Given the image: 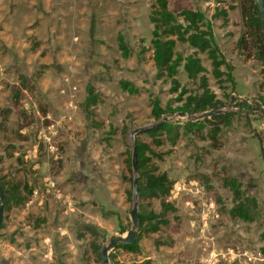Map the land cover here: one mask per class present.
I'll return each instance as SVG.
<instances>
[{"label": "rangeland", "instance_id": "374dc122", "mask_svg": "<svg viewBox=\"0 0 264 264\" xmlns=\"http://www.w3.org/2000/svg\"><path fill=\"white\" fill-rule=\"evenodd\" d=\"M153 3L0 0V178L32 189L24 203L3 210L0 264H103L98 248L102 239L130 228L137 174L127 160L135 138L151 141L141 131L130 137L129 131L155 123L153 96L162 107L175 98L169 80L156 77L152 60ZM185 7L204 13L215 43L233 66L234 89L228 82L219 87L208 57L200 54L209 87L223 102L219 109L236 114L231 125H220L215 139L209 137L208 123L203 131L185 133L183 125L198 120L179 112L163 115L179 124L181 132L173 143L165 139L152 146L157 155L151 163L156 173L164 172L172 181L170 192L136 200L141 212H160L162 201L171 204L169 225L143 231L139 252L115 247L109 260L264 264V117L250 111L246 115L250 107L238 105L245 98L264 106V63L237 45L239 37H247L250 3L170 0L177 13ZM216 10H225L227 18L213 16ZM119 33L131 52L127 58L117 45ZM176 50L183 56L192 52L180 42ZM177 78L182 86L198 90L182 67ZM119 80L130 81L138 92L122 90ZM88 85L100 98L90 118L84 110ZM231 177L255 198L254 221L230 214L234 200L225 183ZM179 184L185 189L176 193ZM210 201L214 206L209 210ZM122 227L127 230L120 233Z\"/></svg>", "mask_w": 264, "mask_h": 264}, {"label": "trees", "instance_id": "16d2710c", "mask_svg": "<svg viewBox=\"0 0 264 264\" xmlns=\"http://www.w3.org/2000/svg\"><path fill=\"white\" fill-rule=\"evenodd\" d=\"M246 1L250 3V10L246 17L248 25L246 30L247 37H239L237 45L242 49H250L249 53L253 52L254 56L264 63V30L260 22L257 3L256 0ZM220 15H222L223 19L227 18L225 10H216L213 14V16ZM149 19L153 24L150 44L156 77L169 80L171 84L170 90L175 93V98L171 102L179 103V105L172 107L171 102H169L165 107H162L160 99L157 96H153L151 98V116L154 118V122L157 123L142 130L140 133L147 135L151 142L138 137L134 140L133 148L136 151L135 169L138 198L143 201L167 196L172 185V181L167 174L164 172L156 173V168L151 163L152 157L157 155L152 146L162 145L165 139L173 143L181 133L179 124L162 120L163 115L174 112H179L182 115L199 114L211 109H219L223 106V102L217 99L216 94L209 87V80L206 75L207 70L202 63L200 54L204 53L208 57L211 65V74L219 87H223V84L227 82L230 83L233 89L235 86L232 73L233 66L226 61L220 52L214 40L212 24L202 11L185 7L177 13L170 8V0H154ZM178 42L187 44L192 49V52L186 56L177 52ZM117 45L122 57L127 58L131 55L125 38L121 33L117 35ZM223 66L227 71L222 69ZM180 67L185 71L187 78L197 82L198 90L191 91L180 84L177 78ZM262 74L264 77V72ZM119 85L122 90L129 94L138 92V88L128 80H119ZM86 91L84 110L87 117L90 118L93 113L91 108L96 105L100 98L92 86L88 85ZM260 100L264 101L263 97L260 96ZM18 101L19 91H16L13 95V102L17 105ZM238 105L246 107L242 102L238 103ZM235 114L236 112L227 111L213 114L196 122H187L183 125V131L185 133L195 130L203 131L206 123H208L212 127L209 131V137L210 139H215L220 131V125L225 127L231 125ZM127 166L131 170V158L127 160ZM225 185L231 191L234 200V205L229 210L230 214L245 222L254 221L257 215L255 198L247 195L242 190L241 183L237 178L226 179ZM0 186L3 188L4 195L3 210L12 205L24 203L28 198V194L32 192L31 187L26 184L19 187L13 182L3 181L2 178H0ZM169 210H174V207L168 202L162 201L160 212L153 210L139 211V228L135 241L131 244L118 243L116 248L132 253L139 252L142 232L153 233L162 226L167 227L169 220L166 218V212ZM126 230V228L122 227L119 232L123 233ZM93 234L96 235V232L93 231ZM261 251L264 254V247L261 248ZM59 264L64 263L60 262ZM140 264H150V262L146 260Z\"/></svg>", "mask_w": 264, "mask_h": 264}, {"label": "water", "instance_id": "95a60500", "mask_svg": "<svg viewBox=\"0 0 264 264\" xmlns=\"http://www.w3.org/2000/svg\"><path fill=\"white\" fill-rule=\"evenodd\" d=\"M256 3H257L260 22L264 30V0H256ZM240 101L244 103L245 105H249V104L251 105V108L245 111L246 115H247V112L250 111V112H256L259 117H264V106L260 105L259 103H250L245 98H241ZM227 111L233 112L232 110L211 109V110L199 113V114H187V116L190 118H193L194 120H199L205 117H210L213 114H219V113H223ZM238 112L241 113L243 111L238 110ZM162 120H168V118L166 116H163ZM156 123L157 122L153 123L151 126L155 125ZM151 126H145V127H140V128H135L133 130H130L129 136L133 137L138 132L148 127H151ZM258 140L260 142V149H261L262 156H263V148H262L261 139L259 138ZM135 163H136V151H135V148H133L132 155H131V164H132V169L134 173H136ZM132 186H133L132 197L134 201H133L132 208L129 211L131 226L126 231L125 234H115V235L110 236L109 238L102 239L101 243L98 245V248H99V259L103 264H113L109 260V252L112 249H114L118 243L131 244L135 241L137 237V231L139 227L138 201L136 200V198L138 197L137 176H134L133 181H132ZM3 208H4V195H3V188L0 186V223L2 221Z\"/></svg>", "mask_w": 264, "mask_h": 264}, {"label": "built area", "instance_id": "2783aa9c", "mask_svg": "<svg viewBox=\"0 0 264 264\" xmlns=\"http://www.w3.org/2000/svg\"><path fill=\"white\" fill-rule=\"evenodd\" d=\"M174 189L176 190V193H178L181 189H185L182 184H179L178 186H174ZM214 206V202L210 201L206 204L207 209L210 210L209 207ZM203 217V216H202ZM204 218V217H203Z\"/></svg>", "mask_w": 264, "mask_h": 264}, {"label": "flooded vegetation", "instance_id": "af4514ba", "mask_svg": "<svg viewBox=\"0 0 264 264\" xmlns=\"http://www.w3.org/2000/svg\"><path fill=\"white\" fill-rule=\"evenodd\" d=\"M246 106L251 108V105L250 106L249 105H246Z\"/></svg>", "mask_w": 264, "mask_h": 264}]
</instances>
